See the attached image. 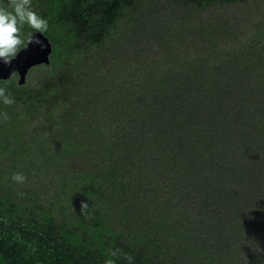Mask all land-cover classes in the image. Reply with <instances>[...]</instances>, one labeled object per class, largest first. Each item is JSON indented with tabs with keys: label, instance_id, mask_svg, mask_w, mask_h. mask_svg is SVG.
<instances>
[{
	"label": "rangeland",
	"instance_id": "obj_1",
	"mask_svg": "<svg viewBox=\"0 0 264 264\" xmlns=\"http://www.w3.org/2000/svg\"><path fill=\"white\" fill-rule=\"evenodd\" d=\"M105 2L32 0L53 52L25 82L0 79L17 96L0 104V202L78 231L88 264L127 250L139 264H264V0ZM93 3L91 15L107 22L98 41L79 15ZM108 11L118 22L110 29ZM210 20L231 29L221 61L199 30ZM233 57L241 65L229 69ZM248 135L260 143L252 173L262 178H219L217 165L245 170L233 155Z\"/></svg>",
	"mask_w": 264,
	"mask_h": 264
},
{
	"label": "trees",
	"instance_id": "obj_2",
	"mask_svg": "<svg viewBox=\"0 0 264 264\" xmlns=\"http://www.w3.org/2000/svg\"><path fill=\"white\" fill-rule=\"evenodd\" d=\"M109 2H105V0H100V4L97 5L101 6L102 8L108 7ZM187 3L186 5H188ZM199 4H202L199 3ZM87 6L85 4V1H83L82 8ZM89 10H86V13L83 15V11L79 12V15L81 18L86 20L87 25L83 26V32H85V29L87 28L86 32H95L93 35L91 34L92 38H107L104 34H100L104 32V29H106L107 22L103 19V15L99 17H93L90 13L92 9L95 8V3L92 4V6H88ZM94 7V8H93ZM79 9V8H78ZM109 13V11L107 12ZM114 13L112 15L109 13L110 16V26H108V29H110L112 26L116 25L118 22H116V17ZM88 20V22H87ZM212 21L211 24H201V30L203 32V35L209 36L212 40V42L216 43L214 44V50L211 52L212 54H217V57L215 59L222 60L221 56L224 54H229L228 49L225 48L228 46V44L224 40H228L231 37V29H219L217 25L219 24V20ZM218 22V23H217ZM217 23V24H216ZM84 24V23H83ZM216 24V25H214ZM222 27V26H221ZM92 28V29H91ZM100 28V29H98ZM91 29V31H90ZM102 35V36H101ZM224 39V40H223ZM94 40V39H93ZM226 46H223L225 45ZM207 51H204L203 54L206 55ZM231 53V52H230ZM230 56V54H229ZM235 58V59H234ZM234 59V60H233ZM233 61L229 60L230 62L227 64L228 68L230 69V64L232 63L235 67L241 65V62L239 61L238 57H233ZM200 61L204 63V57L200 58ZM207 61V58L206 60ZM204 65V64H202ZM209 66L207 68H201L203 71L209 70ZM206 73V72H205ZM6 86L10 84V82H0ZM141 84V83H140ZM87 88L90 84H86ZM92 87H90L91 89ZM13 90V94H15V90ZM91 91L88 90L85 92H81V96L84 94H89ZM97 97L99 96L96 95ZM17 97V96H16ZM15 97V98H16ZM93 97V96H92ZM95 97V96H94ZM99 98V97H98ZM101 101V98H99ZM154 111V110H153ZM153 111L151 113H153ZM159 111V110H157ZM166 121V118L164 119ZM184 131V125L179 126V132ZM159 134L163 135L164 137L168 134L166 133L165 129H159L157 131ZM251 138L250 135H248L241 143L244 144L242 149L246 153H252L253 158H242L241 156L244 154V152L241 150V153L237 155V152L240 151L238 148L235 155L233 157L240 158V161H242V166H247L245 170L240 171L239 173H236L235 167L233 165H217L215 169L213 170L216 174L219 175V178H227L232 181L237 180L233 184H239L243 181H247L249 178H262L259 176V174L253 175L252 172L256 171V168L254 167L256 161H257V155H260V149L259 141H254L253 143L249 142V139ZM259 138L258 140H260ZM264 140V139H263ZM237 140L236 142H238ZM231 158V157H230ZM229 164L236 163L233 161V158L230 159L228 162ZM252 165V167H251ZM254 168L250 171L248 167ZM234 169V170H233ZM234 171V172H233ZM250 171V172H249ZM237 175V176H236ZM239 179V180H238ZM227 199L230 198V193H222L220 197ZM261 197H264V194H261ZM221 198V199H222ZM223 198V199H224ZM244 203V201H243ZM242 204V203H241ZM240 204V205H241ZM241 214V213H240ZM46 212L42 211H14L13 210V203H9V201L0 202V264H88L87 262H83V251H80V246H83V239H80L79 236H77L78 231H74L73 234L68 231V227L66 225H63L61 228H50L48 227V224H50V218L44 220L45 217H47ZM240 215L238 214L236 218H240ZM137 221V220H136ZM136 221H134L136 223ZM146 227V225H143ZM137 227V226H136ZM63 228V229H62ZM47 232L43 234V232ZM139 232H141V229H137ZM143 231V237H152L151 234L148 233L145 229H142ZM209 239V238H208ZM149 243H151V240L149 238ZM161 248H154L151 249V251L147 252H154L157 250H160ZM132 253L128 250L126 251L125 255H121L120 257H116V261H113L111 264H123L121 262L126 261V256H130ZM134 256H132V264H139L137 263L136 259H133ZM158 260V259H156ZM151 261V260H150ZM159 263V260H158ZM128 264V262L126 263ZM141 264H148L147 262L141 263ZM160 264V263H159Z\"/></svg>",
	"mask_w": 264,
	"mask_h": 264
},
{
	"label": "clouds",
	"instance_id": "obj_3",
	"mask_svg": "<svg viewBox=\"0 0 264 264\" xmlns=\"http://www.w3.org/2000/svg\"><path fill=\"white\" fill-rule=\"evenodd\" d=\"M48 29V19L33 8L32 0H6L0 3V63L10 66L21 50L27 49L29 44L43 48L44 42L35 34H44ZM15 103V97L8 88L0 86V104L11 106ZM0 118L6 120L8 114L0 113ZM25 179V176L19 172L11 176V180L16 184H23ZM88 208L87 200L80 202L82 215L86 214ZM125 258L128 264H132L131 256Z\"/></svg>",
	"mask_w": 264,
	"mask_h": 264
},
{
	"label": "water",
	"instance_id": "obj_4",
	"mask_svg": "<svg viewBox=\"0 0 264 264\" xmlns=\"http://www.w3.org/2000/svg\"><path fill=\"white\" fill-rule=\"evenodd\" d=\"M35 35L44 42V47L29 44L27 49L21 50L10 66L0 63V79H8L13 73L18 74L21 77L20 83H23L27 72L33 66L49 63V57L53 52L51 43L43 35Z\"/></svg>",
	"mask_w": 264,
	"mask_h": 264
}]
</instances>
